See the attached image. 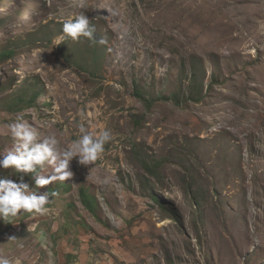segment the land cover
Masks as SVG:
<instances>
[{
  "label": "rangeland",
  "instance_id": "rangeland-1",
  "mask_svg": "<svg viewBox=\"0 0 264 264\" xmlns=\"http://www.w3.org/2000/svg\"><path fill=\"white\" fill-rule=\"evenodd\" d=\"M79 4L0 0V53L15 51L0 61V153L18 117L61 149L82 123L94 136L112 133L93 164L73 159L80 175L38 189L50 194L45 215L0 218V255L13 264H264V0ZM78 14L104 44L63 33ZM192 72L205 98L175 103ZM3 176L36 187L35 173L0 167Z\"/></svg>",
  "mask_w": 264,
  "mask_h": 264
},
{
  "label": "clouds",
  "instance_id": "clouds-1",
  "mask_svg": "<svg viewBox=\"0 0 264 264\" xmlns=\"http://www.w3.org/2000/svg\"><path fill=\"white\" fill-rule=\"evenodd\" d=\"M79 7L86 8L85 0H80ZM108 12L113 16L118 15L112 10ZM63 33L73 40L85 37L93 43H105L103 37L96 39V28L86 14H78L74 18L65 20ZM9 130L14 143L9 150L0 153L3 157L0 159V167L11 168L17 173H35L36 187H30L23 177L19 182L7 176L0 177V218L5 221L21 213L45 215L50 194L40 193L38 189L57 180L64 181L71 178L73 171L80 175L77 166L73 167V171L71 170L73 159L78 158L79 164L84 166L93 164L104 152V145L112 139L110 130L105 129L99 136H94L82 123L79 126L81 136L72 146L61 149L54 134L42 137L37 128L26 122L23 117H18L16 121L10 123ZM45 166H51L53 169L51 174L41 175L37 171L38 168L43 171ZM85 193L87 194V191ZM51 195L55 196L57 193L52 192ZM0 264H13V262L0 255ZM15 264H21V261L17 259Z\"/></svg>",
  "mask_w": 264,
  "mask_h": 264
},
{
  "label": "trees",
  "instance_id": "trees-1",
  "mask_svg": "<svg viewBox=\"0 0 264 264\" xmlns=\"http://www.w3.org/2000/svg\"><path fill=\"white\" fill-rule=\"evenodd\" d=\"M14 56H15V51H13V50H11V51L10 50L2 51L0 53V61L12 59ZM191 78H192L191 83H189L190 86L185 91H182V92H179V93L177 92V93L173 94L172 100L175 103L180 104L181 100L182 99L185 100V98H187L189 101H195V102H200V101H202L205 98L204 95H203L202 90H198L199 87L195 88V86L193 84V83L197 82V77H196V74L194 72L191 73ZM135 95L138 98H140L141 100H145L144 95L142 94V92L140 90L137 89L135 91ZM35 103H36V97L34 96L31 99L30 104L31 105H35ZM145 103H146V100H145ZM144 165H145V169L149 173H152L157 168L156 165L152 166V165H149L147 163H144ZM85 192H86V189L82 188L80 193L82 194V197H83L82 198L83 199V203H84V205L86 207H88L89 210H93V205L88 200L87 194ZM152 197H153L154 200H156V201L158 200V197L156 195H152Z\"/></svg>",
  "mask_w": 264,
  "mask_h": 264
}]
</instances>
